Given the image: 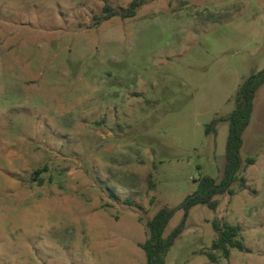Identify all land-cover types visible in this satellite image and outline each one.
<instances>
[{
	"label": "rangeland",
	"instance_id": "1",
	"mask_svg": "<svg viewBox=\"0 0 264 264\" xmlns=\"http://www.w3.org/2000/svg\"><path fill=\"white\" fill-rule=\"evenodd\" d=\"M130 1L0 0V264H144L145 222L222 176L228 122L205 128L264 68V0H141L96 23ZM242 139L244 185L191 207L165 264H264V83ZM214 218L249 251L212 250Z\"/></svg>",
	"mask_w": 264,
	"mask_h": 264
},
{
	"label": "trees",
	"instance_id": "2",
	"mask_svg": "<svg viewBox=\"0 0 264 264\" xmlns=\"http://www.w3.org/2000/svg\"><path fill=\"white\" fill-rule=\"evenodd\" d=\"M140 4L141 0H131L126 9L118 10L105 3L102 9L103 13L95 15L94 19L98 24L101 20H106L113 16H120L121 18L131 17L135 15L136 9ZM263 83L264 68L243 79L235 91V104L232 111L225 117H218L212 120L206 126L205 132L208 133L209 130H215V123L218 120H226L228 122L222 176L220 180H216L208 175L201 176L197 179L196 190L192 194L187 195L180 204L175 207H161L145 222L147 236L140 243L145 255L144 264H165L169 249L185 228L186 219L191 207L196 204H205L215 210L218 204L217 200L214 199L215 195L222 193L232 195L234 192L231 184L237 178H239L240 185H244V175L238 176L242 170V160L239 151L243 143V132L250 121L254 93ZM253 162V157H247L245 160L246 164H252ZM126 202L132 204V201L129 199ZM178 209L182 210V217L179 223L164 236L163 231L167 223ZM211 224L215 233V237L210 244L212 250H219L224 257L229 256L231 248L249 251V248L240 237L241 226L239 224H231L228 221H220L217 218H214ZM205 254L211 261H216V256L212 252L207 251Z\"/></svg>",
	"mask_w": 264,
	"mask_h": 264
}]
</instances>
